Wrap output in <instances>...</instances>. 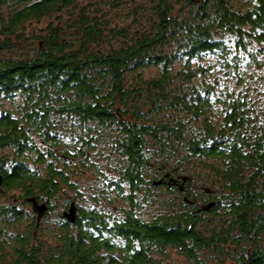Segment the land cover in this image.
Listing matches in <instances>:
<instances>
[{
    "label": "trees",
    "instance_id": "trees-1",
    "mask_svg": "<svg viewBox=\"0 0 264 264\" xmlns=\"http://www.w3.org/2000/svg\"><path fill=\"white\" fill-rule=\"evenodd\" d=\"M126 1L0 0V264H264V0Z\"/></svg>",
    "mask_w": 264,
    "mask_h": 264
},
{
    "label": "rangeland",
    "instance_id": "rangeland-1",
    "mask_svg": "<svg viewBox=\"0 0 264 264\" xmlns=\"http://www.w3.org/2000/svg\"><path fill=\"white\" fill-rule=\"evenodd\" d=\"M145 1L146 0H127L126 3H122V5L120 6V8L114 9V10H111V11L107 8L105 12L108 13L112 17V21H113V24L114 25L122 26V25H124V24L127 23L126 21L129 18V14H128L129 11H128V9L133 8L134 5L138 6L139 4L146 6L147 3H144ZM96 2H97V0H82L80 6L81 7L82 6L85 7V6L91 5L93 3L95 4ZM134 3H136V4H134ZM46 24H47V22L46 23L43 22V23H40L39 26L40 25L46 26ZM37 25L38 24H35L34 26L37 27ZM157 73H158V70L156 68H152V69H150V70H148V71L145 72V74H146L147 77L155 76ZM6 108L7 109L10 108L9 103L6 104ZM93 181L94 180L92 179V172H89L87 174L86 178L83 181V183L85 184V188H86V189H84V190H86V193H85L86 194L85 195L86 200H84V201L82 200L80 202V205L83 208H94L95 207V205H94L95 203H93L91 201L92 199H91V196H90V193H91V184H93ZM18 195H19V192H10L7 195L0 194V204L9 205L10 202H12V201L15 202L16 201V198L18 197ZM159 199L164 200L166 198L164 197V195H161L159 197ZM19 204H22V203H19ZM100 208L103 209V210L106 209V211H107V208L105 206L104 207H100ZM27 210L29 212L34 213L32 211V207L27 206ZM151 210H152L151 208H147V214H150L151 213V215L152 214L154 215V210H152V212H151ZM143 214H146V211ZM1 220L2 219H0V222H1ZM46 221H48V220H46ZM167 259H169L167 262L168 263L170 262V264H185L184 260L177 253L172 252V251L170 252V255H169V257Z\"/></svg>",
    "mask_w": 264,
    "mask_h": 264
},
{
    "label": "water",
    "instance_id": "water-1",
    "mask_svg": "<svg viewBox=\"0 0 264 264\" xmlns=\"http://www.w3.org/2000/svg\"><path fill=\"white\" fill-rule=\"evenodd\" d=\"M160 183L156 184L159 185ZM2 185V178L0 177V188ZM29 203L32 204V211L34 214L37 215V222L39 223L46 212L48 211V208L46 204L39 205V203L36 201V199H29L27 200ZM64 219H66L69 223L74 224L76 220V208L74 205L71 206L69 212L64 214Z\"/></svg>",
    "mask_w": 264,
    "mask_h": 264
},
{
    "label": "flooded vegetation",
    "instance_id": "flooded-vegetation-1",
    "mask_svg": "<svg viewBox=\"0 0 264 264\" xmlns=\"http://www.w3.org/2000/svg\"><path fill=\"white\" fill-rule=\"evenodd\" d=\"M212 257H214L213 255H212ZM200 258H202L203 260H205V259H207V258H209V255H205V253H202L201 255H200ZM186 259V258H185ZM184 258H183V260H184V262H185V264H188L189 262L187 261V260H185ZM214 260V259H213ZM220 262H214V261H208L207 262V264H219ZM221 264V263H220ZM225 264H232L231 263V261L230 262H227V263H225Z\"/></svg>",
    "mask_w": 264,
    "mask_h": 264
}]
</instances>
